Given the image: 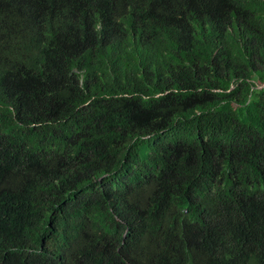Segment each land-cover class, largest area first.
Here are the masks:
<instances>
[{
    "label": "trees",
    "instance_id": "1",
    "mask_svg": "<svg viewBox=\"0 0 264 264\" xmlns=\"http://www.w3.org/2000/svg\"><path fill=\"white\" fill-rule=\"evenodd\" d=\"M0 264H264V0H0Z\"/></svg>",
    "mask_w": 264,
    "mask_h": 264
}]
</instances>
